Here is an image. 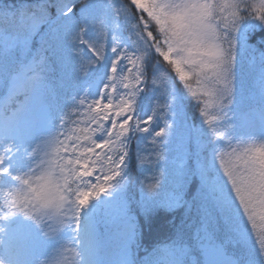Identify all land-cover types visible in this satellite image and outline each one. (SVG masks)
Masks as SVG:
<instances>
[{
	"label": "snow or ice",
	"instance_id": "6c2138e0",
	"mask_svg": "<svg viewBox=\"0 0 264 264\" xmlns=\"http://www.w3.org/2000/svg\"><path fill=\"white\" fill-rule=\"evenodd\" d=\"M0 264H264V0H0Z\"/></svg>",
	"mask_w": 264,
	"mask_h": 264
},
{
	"label": "trees",
	"instance_id": "16d2710c",
	"mask_svg": "<svg viewBox=\"0 0 264 264\" xmlns=\"http://www.w3.org/2000/svg\"><path fill=\"white\" fill-rule=\"evenodd\" d=\"M144 175H145V176H147V175H148V173L146 172Z\"/></svg>",
	"mask_w": 264,
	"mask_h": 264
}]
</instances>
